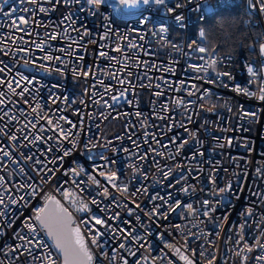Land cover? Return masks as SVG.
<instances>
[{
  "label": "built area",
  "instance_id": "built-area-1",
  "mask_svg": "<svg viewBox=\"0 0 264 264\" xmlns=\"http://www.w3.org/2000/svg\"><path fill=\"white\" fill-rule=\"evenodd\" d=\"M176 2L169 0L172 7ZM211 2L215 4L216 0ZM251 3L254 9L249 0H234L231 6V10L243 7L247 17L246 37L239 41L237 54L214 53L208 38L199 41L198 33L206 19L201 21L200 13L190 11L197 7L195 2L173 14L144 5L123 7L118 0H106L99 9L87 0L70 5L56 4L55 0H9L3 6V13L11 15L0 13V68L4 69L0 80L5 82L0 84V196L4 198L0 204V212L4 213L0 217V264H47L39 259L43 256L61 264L46 232L35 221V212L45 206L47 196L59 201L70 213L73 225L80 228L93 255L92 264H185L181 254L194 264H208L213 257L215 264H264L255 259L264 255L257 246V240L264 243V101L259 99L264 72L254 78L247 73V66L259 69L264 65V57L259 54V44L264 42V13L257 0ZM41 7L50 11L40 12ZM12 9L16 11L13 13ZM177 14L184 15V27L175 21ZM68 15L70 20L65 19ZM19 17L29 21L27 25L19 24L23 31L12 23ZM160 27L167 31L160 33ZM53 34L54 40L50 38ZM164 39L171 43H163ZM193 41L202 43L207 51L196 50ZM100 52L107 53V57L100 56ZM47 55L61 60H45ZM25 60L29 61L27 66ZM212 60H217L219 71L231 73L233 79L223 77L229 87L194 79L204 73H195L188 65L207 66ZM170 67L175 68L174 74L168 71ZM74 68L79 75H73ZM21 76L26 79L21 80ZM208 77H215L211 68ZM121 80L125 82L121 84ZM9 81L17 93L24 88L28 92L22 97L13 95L7 87ZM192 84L200 90L192 89ZM237 85L255 95L237 94L231 90ZM204 89L210 90L211 96L201 99ZM190 91L194 94L188 95ZM121 92H125L127 100L121 97L114 101L113 97ZM157 92L162 95L156 96ZM177 99L184 104L177 105ZM37 104L40 108L33 112ZM214 104L218 107L209 111ZM241 108L256 112V121L241 119ZM136 112L141 115L137 117ZM60 117L77 127L72 128ZM48 119L52 120L51 125ZM57 122L65 132L71 129L72 135L64 139L55 127ZM189 132H195L196 139ZM13 135L15 140L10 139ZM229 138L231 146L227 143ZM73 139L77 141L76 150L59 161L63 150H72ZM184 140L188 143L177 154V145ZM198 141L203 142L202 147ZM73 169L79 174H74ZM169 169L173 172L165 180L163 172ZM110 170L117 176L111 183L99 174L107 175ZM180 177L186 179L176 183ZM229 184L231 191L212 192L214 187L220 189ZM33 186H38L39 195L31 194ZM124 186L127 192L121 193L119 189ZM105 187L107 197L103 195ZM184 187L189 188L187 193L182 190ZM145 188L147 192L143 191ZM157 194L165 199L170 194L169 203L179 200L181 207L170 211L162 200L151 199ZM20 196H24L26 204ZM204 200L215 207V212L205 210ZM80 201L88 204L90 212L77 211ZM187 204H192L193 212L187 211ZM159 205L163 206L149 219L146 213ZM248 208L253 215H241ZM129 209L132 215L128 214ZM160 213H166L167 219ZM92 215L102 217L108 225L107 230L95 226L104 233L98 241L102 246L92 243L95 233L89 231L91 223H83ZM110 216L116 218L108 219ZM28 222L36 227V233L24 226ZM241 224L245 225L243 230ZM129 232L131 235H127ZM17 233L25 239H19ZM139 237L143 239H136ZM27 240H32V244H27ZM37 240L49 248L33 247ZM245 244L254 250L241 251ZM17 246L22 247L10 250ZM177 248L180 254L175 251Z\"/></svg>",
  "mask_w": 264,
  "mask_h": 264
},
{
  "label": "snow or ice",
  "instance_id": "snow-or-ice-1",
  "mask_svg": "<svg viewBox=\"0 0 264 264\" xmlns=\"http://www.w3.org/2000/svg\"><path fill=\"white\" fill-rule=\"evenodd\" d=\"M30 3H35L36 0H29ZM49 3H52L53 0H48ZM79 3L80 0H55L56 4H66V5H70L71 3ZM106 2V0H87V3L91 6L96 7L97 9H99V7L104 4ZM195 2L197 4L196 8L190 9V11L193 12H197L200 13V20L204 21L205 19H212L215 18L217 16L218 13L223 12V11H231V6L234 3V0H216V3L213 4L211 2V0H184V2H180V0H177V2L175 3V7L170 6L169 0H118L119 5L123 6V7H128V8H137L140 5H144V6H148V7H152L154 9H163L164 12L166 14H173L175 13L176 9L181 8V7H186L187 4L189 3H193ZM9 0H0V13H3V6L8 4ZM257 3L260 4V12L264 13V0H257ZM249 6L251 9L255 8V5L251 3V0H249ZM201 9L203 11H201ZM51 10H55V9H51ZM16 11V9H12V12L14 13ZM25 11H27V9H25ZM40 12L43 13H47L48 11H50V9L47 8H43L41 7L39 9ZM6 16H10L11 13H3ZM66 20H70L71 16H65ZM175 21L178 23L179 26L184 27V20L185 17L183 14H177L174 16ZM12 23L14 25H16L17 29H19V24H25L27 25L29 23V21L27 19H25L24 17H19L18 21L17 20H13ZM74 23V22H73ZM21 31H23V29H19ZM167 31V29L165 27H160L159 28V32L160 33H165ZM84 34H87L86 32ZM199 41L200 42H205L207 39V34L205 32V30L202 28L199 33ZM51 39H56V35L53 34L51 37ZM141 39H143V37H141ZM163 43H171L169 41H167L166 39L163 40ZM193 44H197V49L199 52L204 53L207 51V48L205 46H202V43L198 44L197 41H193ZM132 47H136L135 44L131 45ZM38 48H40V45H37ZM69 47H71V45H69ZM173 48H177V50H179L178 46H176L175 44H172ZM42 50V49H41ZM61 51H65L64 49H61ZM117 51H120V49L118 48ZM213 51H215V49L213 48ZM71 54V53H69ZM145 54H148L147 52ZM259 54L261 57H264V42L259 44ZM100 56H105L107 57V53L105 52H100L99 53ZM109 59H114L112 57H108ZM45 60H57L60 61L61 58L60 57H55L53 58L51 55H47L44 57ZM79 60H83V56L78 57ZM202 59V58H201ZM62 62V61H61ZM25 66L28 65L29 61L25 60L24 61ZM63 63V62H62ZM147 63V62H145ZM36 67H40L42 68L45 72H48L49 69L46 68L43 65H38ZM66 67V66H65ZM188 68H190L193 72L195 73H204V75H197L196 77H194V79H201L203 80L205 83H209V84H213V85H222L223 87L227 88L229 87L227 83H223V77H228L229 79H233L232 75L230 72H223V71H219L217 69V60H212L211 64H208L207 66L205 65H193V64H189ZM209 68H211V70L213 72H215V77L211 78L208 77V70ZM4 69L0 68V72H3ZM73 75H79L80 73L74 68L73 70ZM168 71L172 72L173 74L175 73V68L170 67L168 69ZM261 72H264V65H262L259 69H254L252 66H247V73L249 75V77H256L257 75H259ZM61 74H63L62 70H61ZM84 76L88 75V72H83ZM129 75H131L129 73ZM113 78H116V74H113ZM26 79L25 77L21 76V80ZM32 81H29V83H31ZM121 84H123L125 81L121 80L119 81ZM5 83L4 81L0 80V84ZM101 83H103L101 81ZM166 83H168L166 81ZM181 86L184 87V82L181 81L180 82ZM20 86L19 81H17V87ZM7 87L8 89L12 92L13 95H20L21 97L24 95V93L28 92L27 88H24L20 93H17L16 90L12 87V83L9 81L7 82ZM55 87V86H54ZM157 87H159V85H157ZM192 89H195L196 91H199L200 89L198 88L197 85L192 84L191 85ZM177 91H179V88L176 89ZM232 91H235L237 94L239 95H243V96H253L255 95L254 93L249 92L248 88L246 87H241L239 85L235 86L234 88L231 89ZM106 91H110V89H106ZM259 99L264 101V84H262V86L259 88ZM194 92H188V95H193ZM156 96H160L162 95V92H157L155 93ZM211 96V92L208 89H204L203 90V95L200 97L201 99H205L207 97ZM3 93H0V103H3ZM121 97H123L125 100H127V96L125 95V92H121L120 96H116L113 97L114 101H119L121 99ZM65 102H67V98H65ZM128 103H132V101H128ZM175 103L177 105H181L184 104V101L182 99H177L175 100ZM226 106H227V101L225 102ZM108 107H111V105H107ZM166 107V106H165ZM216 107H218V105H212V108L209 109V111H212L213 109H215ZM40 108V105L37 104L35 108L32 109L33 112H37V110ZM229 111H231V108H228ZM4 115H7V113H5ZM135 115L137 117H139L141 115L140 112H136ZM256 117H257V113L256 112H248V111H244L241 108V119L243 118H250L253 122L256 121ZM39 118V117H38ZM0 119H3V116H0ZM12 119H14V117H12ZM60 119H65V117H60ZM188 119L191 121L192 117L189 116ZM67 123L72 125V128H76V124H73L70 120H66ZM47 123L49 125L52 124V120L48 119ZM205 123H209V121H205ZM183 126V125H181ZM32 127H35V124H32ZM56 128L59 129L61 136L64 139H67L68 137H70L72 135V131L71 129H68L67 132H65V130L60 127L59 122H57V124L55 125ZM187 130V129H186ZM0 131H3L2 129H0ZM40 131H44L43 128L40 129ZM189 135L193 138L196 139V134L195 132H189ZM10 139L15 140L16 137L13 135L10 137ZM37 139H39V137H37ZM48 139H52V137H49ZM175 140V138H173ZM57 143H59V141H57ZM111 143V142H109ZM188 143V140H184L181 143H179L177 145V154H179V150L183 149L184 146ZM198 143L201 144V147L203 146V142L202 141H198ZM228 145L231 146L232 144V139L229 138L227 141ZM71 144H72V150H63V156L59 157L58 160L59 161H63L64 157L70 156L72 154V151L76 150L77 148V141L75 139L71 140ZM220 147H223V145H219ZM86 149L88 148V144H85L84 146ZM93 147H95V145H93ZM245 147H247V145H245ZM51 149H49L50 151ZM113 151H116V149H112ZM0 151H3L2 149H0ZM90 151V149H89ZM125 152L128 151V149H124ZM158 155H162V153H157ZM4 155L5 156H9V159H11V156L9 155V153L7 151H4ZM200 156H203L204 153L203 152H199ZM31 157H29L30 159ZM90 159H94V157H89ZM102 159L107 160L106 156H101ZM141 159H145V157H140ZM174 158V157H172ZM193 159H195V155L192 157ZM116 161H111V163H115ZM37 163H41L39 160L37 161ZM51 163L56 164L57 160H52ZM131 166V165H130ZM179 167V166H178ZM83 169H81L82 171ZM21 171H23L21 169ZM48 171H55V169H49ZM74 174H79L78 172H76V170H72ZM93 171H95V169H93ZM163 171V170H161ZM202 171V169H201ZM173 172V169H169L168 171H164L163 172V178L166 180L168 179L171 174ZM67 174V173H65ZM101 176H105V179H107L110 183L113 182L114 180L117 179L116 173L115 171H109V173L107 175H105L104 172H100L99 173ZM211 176V174H210ZM90 180H92L94 183L99 184L98 181H95V179L93 177L89 178ZM145 179H147V177L145 176ZM181 179H186V177H180L177 178L176 183H180ZM212 179L214 180L215 177L213 176ZM3 181V177H0V182ZM47 182V181H45ZM159 183V181H157ZM171 187H174V185H170ZM113 187H116L115 184H113ZM121 191V193L127 192V186H124L122 188L119 189ZM185 193H187L189 191L188 187H184L182 189ZM144 192H147V188L143 189ZM231 191V184L227 185L225 188H213L212 192L213 193H217V194H223L225 192ZM31 194L32 195H39V190H38V186H33L31 189ZM66 196L70 195V193H65ZM103 195L105 197L108 196V189L105 187L103 189ZM136 193H133V196H135ZM20 201H24L25 204L27 203V201H25L24 196H20ZM151 199L154 200H162L163 204H167L169 207L170 211H176L177 208L181 207V203L179 200H176L174 202V204L169 203V201L171 200V195L169 194L168 198L165 199L164 197L159 196V194L152 196ZM4 202V198L2 196H0V204H3ZM12 203H16L15 200L12 201ZM92 203L94 204H99V201L93 200ZM49 204H54L55 208H50L48 207ZM210 202L208 200H204L203 201V206L205 208V210L207 212H215V207L212 206L210 207ZM124 207H127V205H123ZM163 205H159L156 206L153 209V212L151 213H146V215L149 216V219L152 218L153 215H155L158 211L159 208L162 207ZM137 208H139V204L136 205ZM186 209L188 212H193V206L192 204H187L185 205ZM77 211H89L90 212V208L88 207L87 203H84L83 201H80L79 203V207L77 208ZM101 211H104V209H101ZM129 215H132V210L129 209ZM195 214V213H194ZM4 215L3 212H0V217H2ZM160 215L163 216V218L167 219V214L166 213H160ZM241 215H247V216H252L253 215V210L251 208L246 209L245 213H242ZM116 217H108V219H114ZM262 219H264V217H262ZM137 220H139V216H137ZM35 221L36 223L39 225V228L43 231L46 232L48 238L50 240L53 241V244L51 245V247H54L57 252L59 254H61L62 258H63V264H92L93 262V255L92 253L89 251L87 245L84 242V237L81 234L80 228L78 226L73 227V221L71 219V215L68 212V210L66 208H64L59 201H56L52 196H47L46 197V201H45V206L41 207L39 209L36 210L35 212ZM83 223L85 225H89L91 223V227L89 228V231H94L95 236L92 240L93 244H97L98 246H102L98 244V241L100 239V237L104 234L103 232H101L99 229H97L95 226L96 225H100L101 228H104L105 230H107L108 225L106 223V221L99 216L96 215H92L90 220H85L83 221ZM127 223V222H125ZM25 227L28 228L29 232L31 233H36L37 229L36 227L33 226V224L31 222L25 223L24 225ZM216 227H220L219 224L216 225ZM245 227L244 224L240 225L241 230H243V228ZM115 231V230H113ZM123 231V230H121ZM0 235H2V233H0ZM17 237L21 240H24L25 238L23 236H19V234H16ZM127 235H131V233H127ZM136 239H143V237H139ZM27 244H32V240H27L26 241ZM169 247H171L170 245H167ZM257 246L259 247V249L264 250V243H261L259 240H257ZM22 246H17L15 248H11V251H18L19 248ZM33 247H37V248H49L48 245H45L42 241L37 240L35 245H33ZM121 248L124 247V244L122 243L120 245ZM254 249L250 246H248L247 244L244 245V248L241 250L243 252H252ZM29 253H31V248L28 249ZM175 251L177 252V254H180V249L177 248L175 249ZM134 254V253H133ZM203 254V253H202ZM237 255H240L241 252H237ZM193 255H195V253H193ZM39 259L47 261V264H56L55 259H49V256H43V257H39ZM180 259H182L185 264H194L193 260L189 259L187 256L184 255H180ZM245 260H247V257L244 258ZM258 262H262L264 261V255H258L255 258ZM125 264H127V262L125 261ZM208 264H215V257L211 258L208 260Z\"/></svg>",
  "mask_w": 264,
  "mask_h": 264
},
{
  "label": "trees",
  "instance_id": "trees-1",
  "mask_svg": "<svg viewBox=\"0 0 264 264\" xmlns=\"http://www.w3.org/2000/svg\"><path fill=\"white\" fill-rule=\"evenodd\" d=\"M245 9L238 7L230 12L223 11L215 18L206 19L202 26L207 34L209 46L217 54H237L239 41L246 37Z\"/></svg>",
  "mask_w": 264,
  "mask_h": 264
},
{
  "label": "water",
  "instance_id": "water-1",
  "mask_svg": "<svg viewBox=\"0 0 264 264\" xmlns=\"http://www.w3.org/2000/svg\"><path fill=\"white\" fill-rule=\"evenodd\" d=\"M55 199V198H54ZM56 200V199H55ZM57 201V200H56ZM48 207H50V208H55V205L54 204H49L48 205ZM71 219H72V217H71ZM73 221V220H72ZM73 227H76V226H74V225H72ZM47 235V234H46ZM48 237V236H47ZM50 240V239H49ZM51 242H52V244H53V241L52 240H50ZM84 242H85V239H84ZM85 244H86V242H85ZM87 245V244H86ZM57 251V250H56ZM58 253V252H57ZM59 254V253H58ZM59 256H60V258H61V264H63V258H62V256H61V254H59Z\"/></svg>",
  "mask_w": 264,
  "mask_h": 264
},
{
  "label": "bare ground",
  "instance_id": "bare-ground-1",
  "mask_svg": "<svg viewBox=\"0 0 264 264\" xmlns=\"http://www.w3.org/2000/svg\"><path fill=\"white\" fill-rule=\"evenodd\" d=\"M108 134V133H107Z\"/></svg>",
  "mask_w": 264,
  "mask_h": 264
}]
</instances>
